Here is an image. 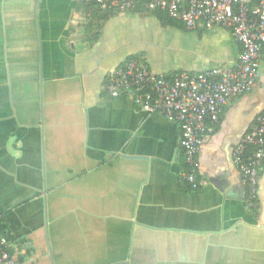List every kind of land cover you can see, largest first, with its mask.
<instances>
[{
    "label": "crops",
    "instance_id": "crops-1",
    "mask_svg": "<svg viewBox=\"0 0 264 264\" xmlns=\"http://www.w3.org/2000/svg\"><path fill=\"white\" fill-rule=\"evenodd\" d=\"M79 1L0 0V237L16 263L264 264V164L247 209L232 158L264 113V73L204 138L190 191L178 126L110 97L107 76L132 56L156 75L230 67L239 44L137 12L92 41Z\"/></svg>",
    "mask_w": 264,
    "mask_h": 264
},
{
    "label": "built area",
    "instance_id": "built-area-1",
    "mask_svg": "<svg viewBox=\"0 0 264 264\" xmlns=\"http://www.w3.org/2000/svg\"><path fill=\"white\" fill-rule=\"evenodd\" d=\"M140 0H96L99 8L119 13ZM148 10H164L187 30L219 27L230 32L240 51L234 65L202 72L156 75L139 57L130 58L107 76L110 97L129 95L135 107L163 117L180 130L185 168L182 178L190 191L205 181L197 171L204 138L214 133L226 106L250 93L261 73L264 57V0H146ZM233 164L246 188V208L257 206L260 172L264 164V113L258 115L232 152ZM0 264H17L4 237H0Z\"/></svg>",
    "mask_w": 264,
    "mask_h": 264
},
{
    "label": "trees",
    "instance_id": "trees-1",
    "mask_svg": "<svg viewBox=\"0 0 264 264\" xmlns=\"http://www.w3.org/2000/svg\"><path fill=\"white\" fill-rule=\"evenodd\" d=\"M146 0H140L133 9L127 10L126 12H137L140 14H146L156 18L162 26H170L178 29H186L185 26L178 20L171 18L168 13L164 10H148L145 7ZM78 11L87 16L90 15L91 19L86 20L83 24L84 33H88L94 29L95 34L92 37V41H96L99 36V31L102 29L103 24L114 15L119 12L101 10L96 0H80L77 6ZM137 58L138 56H132ZM130 57V58H132ZM128 58V59H130ZM181 148V146H180ZM182 149V148H181ZM183 152V150H182Z\"/></svg>",
    "mask_w": 264,
    "mask_h": 264
},
{
    "label": "rangeland",
    "instance_id": "rangeland-1",
    "mask_svg": "<svg viewBox=\"0 0 264 264\" xmlns=\"http://www.w3.org/2000/svg\"><path fill=\"white\" fill-rule=\"evenodd\" d=\"M126 26H123V28H125ZM176 53H178L177 51H175ZM263 67V69H264V66H262ZM262 72L264 73V70L262 71L261 70V78H263V74H262Z\"/></svg>",
    "mask_w": 264,
    "mask_h": 264
}]
</instances>
